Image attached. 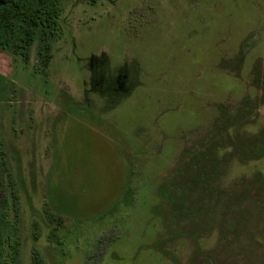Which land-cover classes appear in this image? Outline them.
Listing matches in <instances>:
<instances>
[{
	"label": "rangeland",
	"instance_id": "374dc122",
	"mask_svg": "<svg viewBox=\"0 0 264 264\" xmlns=\"http://www.w3.org/2000/svg\"><path fill=\"white\" fill-rule=\"evenodd\" d=\"M60 4L0 45L17 264H264V0Z\"/></svg>",
	"mask_w": 264,
	"mask_h": 264
},
{
	"label": "trees",
	"instance_id": "16d2710c",
	"mask_svg": "<svg viewBox=\"0 0 264 264\" xmlns=\"http://www.w3.org/2000/svg\"><path fill=\"white\" fill-rule=\"evenodd\" d=\"M61 10L60 0H0V45L11 47L26 59L32 41L56 29ZM4 155L0 139V173L6 168ZM9 207L6 197L0 200V264L7 257L11 264L19 260L18 226ZM32 264H46L38 250L33 252Z\"/></svg>",
	"mask_w": 264,
	"mask_h": 264
}]
</instances>
